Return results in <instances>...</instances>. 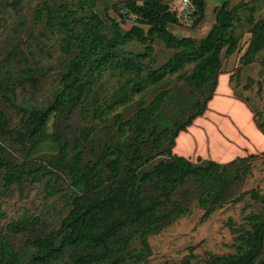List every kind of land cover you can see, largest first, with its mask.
Segmentation results:
<instances>
[{
  "label": "rangeland",
  "instance_id": "374dc122",
  "mask_svg": "<svg viewBox=\"0 0 264 264\" xmlns=\"http://www.w3.org/2000/svg\"><path fill=\"white\" fill-rule=\"evenodd\" d=\"M1 4L0 110L6 124L0 129V234L10 223H39L34 231L6 236L20 264L35 253L29 242L55 230L68 210L69 198L78 193L63 166L72 165L76 153L82 155L79 166L84 173L104 149L133 143L143 159H149L138 163V173H145L169 156L179 157L172 150L183 132L179 145L192 156L184 159L193 166L232 158L220 164L229 165L223 199L215 200L210 181L203 190L187 182L177 190L178 196H184L187 212L149 235L146 248L135 238L129 249L143 252L140 264H203L212 257L237 253L252 227L264 221L260 134H264V44L241 58L253 38L249 31L264 19V0L237 10L235 27L226 31L233 40L218 55L216 79L208 78L199 86L185 79L197 60L183 62L159 81H151L152 73L183 50L167 47L149 25L143 26L140 36L130 34L132 25L113 10L118 3L113 9H106L109 0H1ZM43 5H54L55 15L60 16L46 23V16L37 13ZM94 29L97 49L105 52L107 43H115L109 49L112 57L90 78L85 76L87 69L77 76V86L82 87L78 105L49 112L44 136L31 137V120L52 109L61 94L68 97L61 79L81 66L78 38ZM193 43L197 46L200 40ZM220 72L230 73V83L224 74L217 80ZM206 107L209 112L204 117ZM150 113L149 122L143 123L145 136L141 143L135 141L136 119ZM251 113L254 121L249 119ZM83 132L89 133L86 141L81 139ZM165 151L170 154L159 155ZM19 168L24 174L18 177ZM200 197L208 205L200 206ZM70 252L66 249L60 260L50 264H65Z\"/></svg>",
  "mask_w": 264,
  "mask_h": 264
},
{
  "label": "trees",
  "instance_id": "16d2710c",
  "mask_svg": "<svg viewBox=\"0 0 264 264\" xmlns=\"http://www.w3.org/2000/svg\"><path fill=\"white\" fill-rule=\"evenodd\" d=\"M136 1L138 0H123V3L138 16L137 23L132 24L129 33L135 32L140 36V32L143 33V26L149 25V28L160 34L167 47L183 50L158 71L152 73V82L159 81L164 73L191 60H197L198 63L185 78L189 83L199 86L208 78H215L218 55L221 49L229 44L228 41L233 40L231 33L226 37V31L235 27L233 20L237 11L229 13L220 11L216 16L215 26L196 46L192 39H177L166 30L167 24L179 23L173 14L166 12L164 6L155 0H143L139 6ZM191 1L196 8L194 23L196 25L201 18L199 4L196 0ZM2 9L0 0V14ZM114 9L118 11L117 7ZM37 13L46 16V23L60 16L55 15L54 5H43ZM61 15H66L65 18H68L67 13ZM259 24V26L253 25L254 29L249 31L253 38L241 58L250 57L264 44V19L260 20ZM96 32V29L88 30L78 38L77 60L81 62V66L77 64L76 71H68L61 79L68 97L65 93L61 94L52 109L31 120L33 127L31 137L44 136L49 112L56 113L66 106L72 109L78 105V96L81 95L82 87L77 86V76H81L87 69L85 76L90 78L97 68L106 67L112 57L109 49L116 45L109 42L106 45L107 51H100L95 47ZM128 34L126 33V36ZM231 50L227 49V52ZM77 92L75 97L74 93ZM152 114L141 115L136 119L135 129L138 136L135 141L141 143L142 140L139 139L145 136L146 131L143 123L149 122ZM5 124L6 118L0 110V129ZM82 134L81 139L86 141L89 133ZM132 149L134 152L128 155V151ZM139 151L141 152L139 147L133 143L109 147L103 150L99 160L83 169L84 173L79 166L83 161L80 153L75 154L72 165H63L69 172L71 185L78 193L66 203L68 210L61 218L59 226L50 233L29 242L35 253L26 264H50L60 260L66 249H71V252L65 264H140L143 252L129 249L132 241L139 238L146 248V239L149 235L159 232L173 219L187 212L184 196L177 194L179 187L191 181L203 190V186L210 181L215 191V200L223 199L227 188L225 170L229 168L228 164L202 162V166L197 167L183 157L169 156L170 159L160 161L151 171L138 173V163L143 164L149 160L143 159ZM163 154L168 155L170 152L165 151L159 155ZM16 174L18 177L23 176V168H19ZM205 193L202 192L201 195ZM199 205L204 207L208 203L200 197ZM38 224V221L32 220L14 222L6 226V233L0 234V264H20L6 236L34 231ZM263 254L264 221L252 227L243 241V247L237 253L226 257H212L203 264H264Z\"/></svg>",
  "mask_w": 264,
  "mask_h": 264
},
{
  "label": "crops",
  "instance_id": "0c3cea01",
  "mask_svg": "<svg viewBox=\"0 0 264 264\" xmlns=\"http://www.w3.org/2000/svg\"><path fill=\"white\" fill-rule=\"evenodd\" d=\"M103 1H107V0H103ZM142 1L143 0L136 1V4L138 3V5L141 6ZM155 1L157 3H159L160 5L164 6L166 8V12L168 14H172V12L176 6V0H155ZM196 1L199 4L200 15H201V18L196 23V25H194L193 27L187 28V27H184L180 24H177V25L171 24V26H170V24H167L168 31L177 39H192V40L204 39L208 35V33L211 31V29L215 26L216 16L218 15V13L220 11H226L228 13L229 12H235L239 9H242L244 6H246L247 4H249L250 2H252L254 0H196ZM121 2H123V0H109V4H108L109 6H106V9H109V8L113 9L112 7L114 6L115 3L119 4ZM117 9H118V7H117ZM113 10H114V12H116L115 9H113ZM223 74L226 75V77H227L226 82L230 83V73H227V72H220L218 77H217V80H218L219 76H221ZM215 90H216V85H215V88L213 90V94H214ZM212 95L210 96V98H208L207 102L210 101ZM208 110H209L208 107H206L204 109V117L208 114V112H209ZM252 116H253V114L251 113L249 115L250 121H254ZM199 120H200V118H199ZM191 125H194V123ZM254 126H255L256 131L260 133V129L257 128L256 125H254ZM189 128H188V130H189ZM184 134H186V132H183L177 136V138L174 141V146H173L172 151H173V154H175L179 157H183V158H186L188 160H191V159H193L192 156L186 155L184 153L183 147H181L179 145V140H180L181 136ZM260 134L262 136V139L264 140V134L263 133H260ZM246 149L247 148H242L240 150H243L245 154L252 155ZM197 157H199L202 161H205V160L210 161V158H207V157L206 158L200 157V156H197ZM231 160H232V158H230L229 160H226L224 162H221V163H228ZM218 162H219V164H221L220 161H218Z\"/></svg>",
  "mask_w": 264,
  "mask_h": 264
},
{
  "label": "built area",
  "instance_id": "2783aa9c",
  "mask_svg": "<svg viewBox=\"0 0 264 264\" xmlns=\"http://www.w3.org/2000/svg\"><path fill=\"white\" fill-rule=\"evenodd\" d=\"M118 14L128 24L137 23L138 16L123 2L118 4ZM172 14L180 25L190 28L195 23L196 8L191 0H176V6Z\"/></svg>",
  "mask_w": 264,
  "mask_h": 264
}]
</instances>
